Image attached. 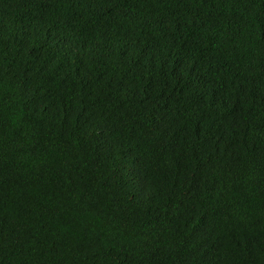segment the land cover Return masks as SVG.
I'll return each mask as SVG.
<instances>
[{"label":"trees","instance_id":"trees-1","mask_svg":"<svg viewBox=\"0 0 264 264\" xmlns=\"http://www.w3.org/2000/svg\"><path fill=\"white\" fill-rule=\"evenodd\" d=\"M0 264H264V0H0Z\"/></svg>","mask_w":264,"mask_h":264}]
</instances>
